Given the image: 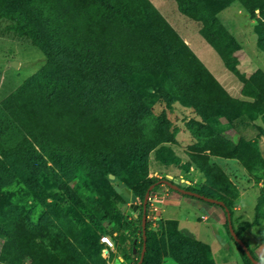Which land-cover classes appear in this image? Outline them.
Here are the masks:
<instances>
[{"label":"rangeland","instance_id":"374dc122","mask_svg":"<svg viewBox=\"0 0 264 264\" xmlns=\"http://www.w3.org/2000/svg\"><path fill=\"white\" fill-rule=\"evenodd\" d=\"M118 1L128 7L127 1L131 0ZM132 1L128 4L137 8L141 0ZM144 1L147 7L146 12H141L145 24L162 28V35L167 43L166 49L176 48L193 57L197 62L196 74L192 72L194 68H190L191 62H183L184 55L177 58V65L181 64L182 70L178 72L175 81L173 77L168 78L167 75L172 76L171 67L173 65L171 63H168L170 69L166 67L167 69H163L162 72L153 70L148 65L147 58L151 53L159 51L163 42L159 35L152 39L138 25L136 29L135 27L129 28L121 22L115 24L107 21L91 29V24L87 28L83 24L78 25V21L70 15L69 17L63 15L60 12V6L50 14V19H52L50 22H44L39 14L36 16L31 13L30 19L33 22V30L41 34H44L45 29L43 23H48L58 30L62 48L55 47L54 51L57 55L61 56L66 53L70 56H78L82 52L89 53L86 63L81 64L79 60H75L69 69V77L85 86L93 83L98 88L108 83H106L108 75L97 76L101 63V50L103 46L119 48V58L114 61L112 58L105 62L109 74H116L124 85L140 83L144 85L142 87H148L151 83L153 84L150 87L152 94L161 91V97L154 99L147 95L145 97L144 93L139 96L136 92V95L140 99L147 100L146 111L153 116L146 117L147 120H152L155 125L159 118L163 120L165 129L172 135L169 142H165L164 145L178 157L177 165L167 166L163 164L156 150H150L146 158L145 175L152 181L171 178L189 183V190L223 195V198L229 200V204L235 201L236 196L238 197L236 186L229 182V177L243 183L244 187L252 193L248 203L245 204L247 206L245 213L248 217L239 221L236 215L232 217L234 230L237 231L235 229L237 228L242 234L245 227L240 225V221L243 223L253 221L255 204L261 193L259 187L263 185L260 177L264 175L262 150L264 138V0ZM186 8H189V11ZM81 28H84V31L80 33L81 43L78 46L75 44L74 36ZM126 29L132 30L125 32ZM127 33H129L128 36H126ZM111 39L123 40V42L115 45L106 44ZM46 67V57L39 48L22 39L0 35V116L3 113L4 116L6 115L0 118V141L3 139L4 142L0 146V195L6 191L18 193L22 185L28 189L40 187L46 175L50 178H58L62 174L64 182L68 184L66 187L53 190L57 192V201L52 197L50 199L43 197L42 192L37 191V195L43 197L39 203L18 197L8 203L6 209L17 211L23 217L29 218L32 226L37 223H46L49 229L60 230L68 229L76 224L79 225V229L85 225L88 229L91 223L89 216L81 206L75 204L73 198L66 194L69 187L71 191L76 189L82 179L90 189L97 192L101 205L109 208L111 201H115L118 203V210L123 215L134 219V212L130 205L123 204L114 197L115 179H110L113 175H108V172L99 168L87 170L70 167L65 163L61 166L48 163L50 159L43 161L37 158L28 145L21 142L10 144V137L14 138V134L4 136L5 130L7 131L6 122L16 125L24 123L27 127L23 130L26 133H34L36 112L29 108L30 101L27 103L21 98L17 99L16 94L21 91L23 83L28 78ZM76 73L81 74L82 78H79ZM196 81L199 84H196ZM195 93L198 95L195 98L196 103L193 101ZM114 102V100L111 103L104 101L94 108L97 113L92 116V121H101L99 129L102 141H123L124 136H131L129 139L144 137V125L147 120L144 125L140 123L138 128L125 133L122 127L125 117H119L122 111L119 107H114ZM88 125V122L82 123L74 134L64 135L61 140L70 138L73 143L77 141L83 144L86 134L81 132L79 136L78 133L80 130H85ZM52 141L56 144L59 140L56 138ZM224 146H226L225 150L222 149ZM207 147H211L213 153H228L230 158L216 157L205 151ZM234 157L243 159V162L239 159H231ZM231 163L236 166L233 167ZM204 172L207 175H204ZM76 177H80L79 182L78 180L74 182ZM214 181L217 183V188L219 186L220 188H214ZM164 187L167 186L160 187L154 195L159 198L164 197ZM172 193L170 204L181 209L183 216L193 214L190 220L198 228L205 229L214 223L213 218L207 213L193 209L186 202L182 204L178 197L179 192L172 191ZM163 201L165 200H159L156 205L159 209L158 214L164 205ZM202 215L209 216V222L205 223L200 220ZM157 227L158 225L156 228L151 225V229H157ZM112 229V224H105L102 231L97 234L98 239L95 242L102 259L108 261V264L112 260L113 252L109 247L105 249L101 238L109 235L116 243L118 236L116 238L111 236ZM252 233H254L256 242H262L261 245L264 247V221L254 226ZM229 242L231 248L228 251L233 259L231 264H250L237 246L231 240ZM244 242L253 256L258 261L264 262V257L258 259L250 239L245 238ZM2 246L3 241L0 239V249ZM198 251L199 249L196 248L195 252L198 253ZM201 254L204 255L203 251ZM208 257L212 259L211 256L208 255Z\"/></svg>","mask_w":264,"mask_h":264},{"label":"trees","instance_id":"16d2710c","mask_svg":"<svg viewBox=\"0 0 264 264\" xmlns=\"http://www.w3.org/2000/svg\"><path fill=\"white\" fill-rule=\"evenodd\" d=\"M136 1L138 2V0ZM119 2L118 0H0V35L26 41L39 48L47 60V67L28 78L23 83L21 91L16 94L17 99L21 98L27 103L30 101L29 108L36 112V115H34L36 119L34 133H26L23 128L27 126L24 123L16 125L12 122V124H9V122L7 124L6 122L7 131L5 130L4 136L14 134V138L10 137V144L14 145V143L18 142L26 144L36 154L37 158L43 161H45L44 159H50L48 163H55L60 166L65 163L70 167L87 170L99 168L108 172V175L115 177V184L117 181L120 184H125L126 188L137 197L140 206L138 214L134 213V219H130L128 215H123L118 210V203L115 201H111V206L105 208L100 204L97 192L90 189L87 183L80 179L78 187L72 191L69 187L66 194L73 198L75 204L81 206L82 210L89 216L91 221L90 228L87 229L88 226L85 225V228L80 227L81 229H79V225L74 224L70 227L72 229H49L46 223L30 225L29 218L23 217L17 211L7 210L6 205L18 197L31 199L34 203H39L43 197L48 199L52 197V199L57 201V192L53 190L68 186L64 182L62 174L58 178H50L46 175L41 181L43 184L37 188L28 189V187L25 188L22 185L18 193L3 192L0 195V239L3 241V246L0 249V264H108V261L102 259L101 252L97 250L95 243L96 239H98L97 234L102 231L105 224H112L111 236L114 238L118 236L117 240L119 242L123 243L129 240V262L130 264L139 263L144 247L142 231L143 201L152 185L156 186L151 193L164 186L158 184L160 180L152 181L145 175L147 154L150 150H156L163 164L167 166L178 164L177 155L164 145L165 142H169L172 135L165 129L163 120L159 118L156 125L152 120H147L149 116L153 117L146 111L147 100L140 99L136 95V92L139 93V96L144 93L145 97L147 95L154 99L161 97V91L152 94L150 87L153 84L151 83L148 87H142L144 85L140 83L124 85L116 74H109V69L105 62L112 58L113 61L119 58L120 50L117 46H103L104 48L102 47L101 50V63L97 70V76L108 75L107 84L98 87V89L93 83L85 86L73 81L69 77L70 65L75 60H79L81 64L86 63V57H88L89 53L82 52L78 56H70L66 53L61 56L57 55L54 51L55 47L62 48L58 30L48 23H43L45 29L44 34H41L39 31L33 30V22L30 19L31 13L36 16L39 14L44 22H50L52 21L50 14L54 13V10L60 6V12L63 15L67 17L70 15L78 21V25L83 24L87 28L91 24V29L98 27L99 24H105L107 21H112L115 24L121 22L129 28L135 27L136 29L138 25L152 39L159 35L160 40L163 42L160 50L156 51V53H151L150 57L147 58L148 65L153 70L162 72L163 69H167L166 67L170 69L168 63H171L173 65L171 67L172 76L170 74L167 75L168 78L173 77L175 81L178 72L182 70L181 64L177 65V58H181L184 55L183 62H191L190 68H194L192 72L196 74L195 66H197V62L193 57L176 48L170 47L166 49L167 43L166 38L162 35V28L145 24L141 12H146L147 7L144 0L139 1L137 8L128 4L133 2L132 0L127 1L128 7ZM186 10L189 11V8H186ZM131 30L126 29L125 32H130ZM83 31L84 28H81L79 33L74 36L75 44L78 46L81 43L80 33ZM128 35L129 33L126 34V36ZM122 42L123 40L111 39L106 44L115 45ZM90 44L92 45L93 43L90 41ZM108 54L111 55L108 56ZM76 74L79 78H82L80 77L81 74ZM190 82L191 79L189 84ZM195 83L199 84L198 81ZM135 88L138 89L135 91ZM197 96L195 93L193 100L195 103ZM113 100L115 101L114 107H119L122 111L119 117H125L122 123L125 133H130L133 129L138 128L140 123L144 125L147 120L144 125V137L138 136L136 139H129L131 136H124L123 141H102L100 137L101 130L99 129L101 121H92V116L97 113L94 108L101 105L104 101L111 103ZM168 104L170 103L168 102ZM3 114L0 118L6 117ZM97 117L98 115L95 116V119ZM84 122H88V127L78 133V135L81 132L86 134L84 135L85 142L83 144H79L77 141L73 143L70 138L69 140L64 138L61 140L64 135L74 134L78 126ZM116 128L118 129V125ZM56 138L59 141L54 144L55 142L52 140ZM1 140L0 146H2L3 142V139ZM222 149L225 150L226 146ZM212 150L211 147L205 149V151L216 157L230 158L228 153H213ZM231 150L232 148L229 149V152ZM231 159H239L243 162V159L239 157ZM257 164L259 165V163ZM197 168H199L198 165ZM204 175H207V173L204 172ZM79 178L76 177L74 182H77V180L79 182ZM228 180L232 184L230 179ZM260 181H262L263 185L255 207L254 221L240 224L242 227L248 228L264 221V175H261ZM213 184L215 189L220 188V186L217 188L215 181ZM168 189L174 191L171 188ZM187 190L207 198L222 201L224 207H220L225 213L226 209L229 210L231 218L233 217L234 202L229 204V200L223 198V195L221 197L218 194L196 192L189 190V188ZM37 191L42 192L43 197L38 196ZM113 193L115 198L126 204L121 195L116 193L115 188H113ZM219 193L222 194L220 190ZM183 196L198 199L188 195ZM198 200L203 201L201 199ZM157 225V229H151V224L147 219L146 252L142 264H162L166 258L174 260L177 264H204L209 260L207 264H215L210 249L206 245L182 234L176 221L160 220ZM226 227L230 240L241 251L245 260L253 264L242 247L230 234L228 218ZM235 229L237 230L235 232L238 238L244 242L242 234L237 228ZM102 245L105 246V249L108 247L103 243ZM196 248L199 249L198 253L195 252ZM134 249H136V254L133 252ZM202 251L204 255L201 254ZM254 259L256 258L254 257Z\"/></svg>","mask_w":264,"mask_h":264},{"label":"crops","instance_id":"0c3cea01","mask_svg":"<svg viewBox=\"0 0 264 264\" xmlns=\"http://www.w3.org/2000/svg\"><path fill=\"white\" fill-rule=\"evenodd\" d=\"M231 165H233V167L236 166L233 163H231ZM229 179L233 183V185L236 186L238 191L237 194L238 197L236 196L234 201L233 216L236 215L239 221L247 216V214L245 213V209H247V206H245V204L248 203L250 194L252 193L251 191H249L248 188L246 189V187H244L243 183L241 184L240 182H238V180H234V178L232 177H229ZM259 189H261V187H259ZM164 190L166 193L168 187H164ZM164 196H165L164 199L165 201H163L164 205L163 207H161L160 212L158 214L159 220L176 221L178 224V229L182 234L206 245L210 249L215 264H231L233 259L229 254L230 253L229 248H231V244L229 242L230 237L226 227L227 217L223 209L216 204L208 203L205 201H196L193 199L191 200L179 193L178 197L182 202V204L183 202H186V204L193 207V209H196L201 213H207L210 217L213 218L212 220L214 222L213 224L208 225L207 227H205V229H200L192 222V220H190L191 218H193V214H190L189 216H183L181 214L182 213L181 209H177L174 205L170 204L173 197L172 191L166 193ZM209 216L202 215L200 220L207 223L209 222ZM240 222H241L240 224L243 223L242 221ZM254 226L257 225H252L248 228H245L246 230L242 232V238L243 240H245V238L250 239V241L254 245V252L259 257L258 259H260V257H264V247H262L261 245L262 242H256L254 233H252ZM128 250H130L129 240H126L123 243L117 240L114 249L112 250L113 256L111 258L112 260H110V264H130L128 259ZM162 264H177V263L170 258H166L164 259Z\"/></svg>","mask_w":264,"mask_h":264},{"label":"water","instance_id":"95a60500","mask_svg":"<svg viewBox=\"0 0 264 264\" xmlns=\"http://www.w3.org/2000/svg\"><path fill=\"white\" fill-rule=\"evenodd\" d=\"M17 64H15L16 66ZM262 150H263V154H264V138H263V143H262ZM111 180H114L115 177L114 176H110ZM158 184H162L164 186H167L168 188H171L174 191L179 192L182 195H188L191 197H195L198 199H201L205 202L208 203H212V204H216L219 206L224 207V203L222 201H217L211 198H207L204 196L199 195L198 193L192 192V191H188L187 189L189 188L190 184L189 183H183L182 181H178V180H173L171 178L168 179H163L160 180V182ZM156 185H152L146 195H145V199L143 201V217H142V231H143V240H144V247L143 250L141 252L140 255V260L138 264H142L143 263V259H144V255L146 252V226H147V204H148V199L149 196L151 194V192L153 191V189L155 188ZM115 191L116 193L120 194L121 197L123 198V200L128 203L130 205V208L132 209V211L136 214H138L139 212V203H138V199L135 195L132 194V192L126 188L125 184H120L118 181L116 182V186H115ZM226 213H227V218H228V223H229V231L230 234L232 235V237L234 238V240L242 247V249L245 251L246 255L248 256V258L252 261L253 264H264L256 259H254V257L252 256L250 250L248 249V247L246 246V244L238 238L234 227L232 225V218H231V213L229 212V210L226 209ZM133 252L136 254V249L133 250Z\"/></svg>","mask_w":264,"mask_h":264},{"label":"built area","instance_id":"2783aa9c","mask_svg":"<svg viewBox=\"0 0 264 264\" xmlns=\"http://www.w3.org/2000/svg\"><path fill=\"white\" fill-rule=\"evenodd\" d=\"M168 192H170L169 189L167 190L166 193ZM164 199H165V196L162 198H159L157 195H154V193H151L149 196L148 204H147V207H148L147 219L154 228H156L157 222H159V219H158L159 209H158V206L156 205L158 204L159 200H164ZM101 242L105 244L106 246H108L110 249H114V243L111 240L110 236L108 235L103 236L101 238Z\"/></svg>","mask_w":264,"mask_h":264}]
</instances>
